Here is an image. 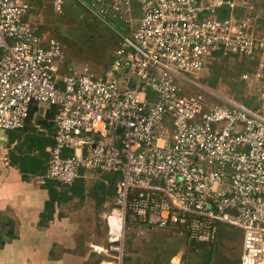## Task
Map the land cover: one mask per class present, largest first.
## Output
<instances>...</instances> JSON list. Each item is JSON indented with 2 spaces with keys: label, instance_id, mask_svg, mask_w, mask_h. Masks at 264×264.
<instances>
[{
  "label": "built area",
  "instance_id": "built-area-1",
  "mask_svg": "<svg viewBox=\"0 0 264 264\" xmlns=\"http://www.w3.org/2000/svg\"><path fill=\"white\" fill-rule=\"evenodd\" d=\"M249 1L91 0L99 18L132 22L133 5L140 13L95 73L67 64L59 41L24 19L27 0H0V128L24 127L36 103L54 106L44 176L63 186L83 174L116 176L104 239L92 245L100 264H124L129 224L188 244L211 242L226 225L241 233L239 264H264V36L233 16ZM62 3L53 0L54 10ZM216 54H259L255 71L240 76L252 83L254 105H209L179 87Z\"/></svg>",
  "mask_w": 264,
  "mask_h": 264
},
{
  "label": "rangeland",
  "instance_id": "rangeland-1",
  "mask_svg": "<svg viewBox=\"0 0 264 264\" xmlns=\"http://www.w3.org/2000/svg\"><path fill=\"white\" fill-rule=\"evenodd\" d=\"M62 1L61 11L58 12L53 8V0H27L29 8L24 19L43 38L52 37L59 41L67 64L77 69L87 66L91 71L101 73L114 58L119 33L128 35L136 25L140 16L137 6L133 5V21L130 22L112 13H108L106 18H99L88 7L91 0ZM252 1L260 5L263 0ZM261 28L264 31V25ZM240 57L242 56L238 54H230L218 59L210 69L205 67L195 72H185L183 75L188 79L180 78L177 84L183 92L201 93L209 105L222 104L228 99L253 105L252 98L256 93L252 83L240 81L244 66H248ZM261 59L264 60V57ZM216 69L221 74L210 85L209 80ZM190 80L199 81V85ZM34 106L37 107L35 111L48 108L45 103H36ZM92 229L88 241L99 238L102 242L105 235L104 218L94 223ZM228 230L230 234H217L213 241L201 243L200 246L204 248H195L186 242L183 235L176 232L129 224L125 232L124 264H236L240 254L241 233L232 227ZM85 249L90 254L89 264H98L101 256L90 252L88 244ZM211 249L212 252L209 253ZM176 256L179 257L174 262Z\"/></svg>",
  "mask_w": 264,
  "mask_h": 264
},
{
  "label": "crops",
  "instance_id": "crops-1",
  "mask_svg": "<svg viewBox=\"0 0 264 264\" xmlns=\"http://www.w3.org/2000/svg\"><path fill=\"white\" fill-rule=\"evenodd\" d=\"M48 108L35 111V106L20 129L0 128V264L91 263L86 244L95 253L92 245L99 241V238L88 241L92 226L104 218L105 227L106 213L113 204L114 194L107 191L106 174H83L70 186L44 176L55 133L56 113L51 117ZM28 135L44 141L46 155L38 156L44 166L42 170L21 171L20 163L9 157L10 152L15 159L25 153L30 158L39 155L36 142L32 148H25L22 140ZM16 144H20L18 149H14ZM23 173L26 179L22 178ZM46 182L55 184L52 188L57 192L53 207L45 210L49 199ZM228 228L219 226L221 236L230 234ZM240 255L241 247L236 264ZM100 260L101 257L98 264Z\"/></svg>",
  "mask_w": 264,
  "mask_h": 264
},
{
  "label": "trees",
  "instance_id": "trees-1",
  "mask_svg": "<svg viewBox=\"0 0 264 264\" xmlns=\"http://www.w3.org/2000/svg\"><path fill=\"white\" fill-rule=\"evenodd\" d=\"M264 0L260 2V5H257L254 1L250 0L248 3H246L245 5H237L234 10H233V16L236 17V18H240V19H245V18H249L251 20V23L253 25V29L255 31L256 34L258 35H261V36H264V31L262 30L261 28V25H264V14L261 10L264 11ZM259 11H261V13H258ZM230 13V10L228 7L222 9V12H221V15L220 16H228ZM217 56L215 58H213L209 63L208 65L206 66V68H212L214 65V63L218 60V59H222V58H225V57H228V55L230 54H216ZM233 56H236L235 54H232ZM245 64H248L247 67L244 66V71L241 72L244 73V72H254L257 65H258V60H259V54H255V56H242L240 57ZM252 66V67H251ZM109 67V66H107ZM221 73L219 72V69H216L213 74H212V77L211 79L209 80L210 82V85H213L216 80H217V77L220 75ZM240 74V76H241ZM240 81L241 82H245L243 79L240 78ZM254 105V103H253ZM33 111V107L30 111V113ZM47 112H50L51 113V117H53L56 113V108L54 106H50L47 110ZM29 113V114H30ZM25 148L28 150L30 148H32L34 145H35V142H36V146L39 147V150H38V154L39 155H36V156H33L32 158H30L28 156L27 153L25 154H22L20 158L18 159H15L13 158L12 156V152H10L9 154V157L11 159L12 162L15 161H18L20 163L21 166H19V169L22 171V169H26V168H39V169H44V166L42 165V160L39 159L38 156L40 155H46V152L44 151V147H45V144L43 143L44 141L42 140V138H38V137H33L31 135H28V136H25V138H23L22 140ZM39 143V144H38ZM20 146V144H16L14 146V149H18ZM104 177L107 178V187L108 188V193L110 194H114V190H115V183H116V176L114 175H111V174H106L104 175ZM22 178L23 179H26L27 178V175L26 174H22ZM59 183V182H58ZM60 184V183H59ZM47 189L49 190V199L45 202V210L46 209H51L54 205V202L56 201V188H52L53 185L55 184H49V183H45ZM233 234V233H232ZM218 235L220 236L221 235V232H220V229H219V232H218ZM201 243L203 242H191L190 245H193L195 248L196 247H200V248H204V247H201ZM212 252V249L210 250L209 253ZM125 262V260H124Z\"/></svg>",
  "mask_w": 264,
  "mask_h": 264
},
{
  "label": "water",
  "instance_id": "water-1",
  "mask_svg": "<svg viewBox=\"0 0 264 264\" xmlns=\"http://www.w3.org/2000/svg\"><path fill=\"white\" fill-rule=\"evenodd\" d=\"M35 108V106H33V109Z\"/></svg>",
  "mask_w": 264,
  "mask_h": 264
}]
</instances>
